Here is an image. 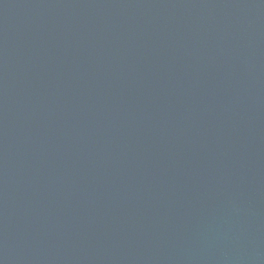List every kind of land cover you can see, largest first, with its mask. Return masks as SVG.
Returning a JSON list of instances; mask_svg holds the SVG:
<instances>
[{
  "label": "water",
  "instance_id": "water-1",
  "mask_svg": "<svg viewBox=\"0 0 264 264\" xmlns=\"http://www.w3.org/2000/svg\"><path fill=\"white\" fill-rule=\"evenodd\" d=\"M0 264H264V0H0Z\"/></svg>",
  "mask_w": 264,
  "mask_h": 264
}]
</instances>
